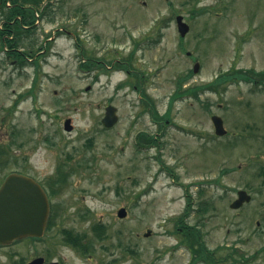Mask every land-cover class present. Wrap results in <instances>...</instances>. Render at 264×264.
<instances>
[{
  "label": "rangeland",
  "instance_id": "1",
  "mask_svg": "<svg viewBox=\"0 0 264 264\" xmlns=\"http://www.w3.org/2000/svg\"><path fill=\"white\" fill-rule=\"evenodd\" d=\"M49 1L39 18L45 48L39 70L0 62L7 170L19 167L39 178L58 168L68 173L54 198L61 205L56 219L88 231L93 261L190 264L191 253L176 230L189 195L184 221L198 224L207 246L223 257L219 264H233L241 254L250 259L235 264H264V183L257 174L264 164V91L239 79L217 90L198 89L227 70L264 67V0ZM176 14L190 26L183 38ZM123 28L132 29L131 35ZM52 31L56 39L45 45ZM142 37L155 40L147 44ZM130 51L132 68L148 74L142 94L150 102L131 83L119 86L125 73L111 63ZM195 61L198 71L180 90L196 87L199 99L173 101L179 77ZM30 87L32 94L9 109L13 93ZM107 104L118 115L110 128L101 123ZM153 105L157 113L170 110L168 125L151 122ZM211 114L222 117L231 137L214 133ZM66 118L71 131L63 129ZM13 129H19L18 142L9 145ZM146 132L157 134L160 144L142 145ZM238 188L252 199L233 209L229 204ZM200 203L206 208L198 213ZM124 206L126 216L120 218L117 210ZM98 222L105 225L102 238L91 232ZM49 237L36 247L47 245ZM26 246L20 244V253L34 251Z\"/></svg>",
  "mask_w": 264,
  "mask_h": 264
},
{
  "label": "flooded vegetation",
  "instance_id": "2",
  "mask_svg": "<svg viewBox=\"0 0 264 264\" xmlns=\"http://www.w3.org/2000/svg\"><path fill=\"white\" fill-rule=\"evenodd\" d=\"M11 6L12 4L10 2L6 4V8H10ZM0 7H1V0H0ZM0 16H1L0 62L2 61V63L3 64L5 63V65L7 64L13 65L16 68L20 67V69L29 66L31 68H34V71L36 73V71H38L40 67L41 53L45 50L44 46L40 45V38H41L40 36L42 33H41V28L39 27V23H40L39 18L41 17L39 10H37L34 13L33 19L30 17V14L28 15V21L26 24L23 22L22 16L8 17L1 13ZM131 31L132 29L130 28L122 29V33H124V35L126 34L131 35L130 34ZM151 31L158 32L159 29H157L156 27L154 29H151ZM47 35L48 34L46 33V36ZM55 39H56L55 31H52L50 36L44 38V44L50 45L55 41ZM153 40L155 39L151 37L149 38L142 37L140 41H146L148 44ZM133 43H134L133 46H136L138 42L134 40ZM185 53L187 56H190L191 54L190 51H186ZM132 55H133V51H130V53L126 57H124L123 59H116L114 60V63L112 61L111 64L112 66L115 64L116 67H119L121 71L125 73L124 77L122 78L124 79V81H121L122 79L119 80V86L125 82L131 83L132 89L140 93L139 98L141 99L143 84L148 80V74L147 72H141L140 70H136L132 68V65L130 63L132 59ZM241 70H242V77L239 80L243 81L245 84H252L255 87H257L259 90L264 91V67L260 69H255L254 67H246V68H242ZM192 71L193 69L187 71L186 75L179 77L180 79L178 82L181 83L180 85H186L187 81L191 79V76L193 74ZM197 93L198 92L196 91L193 94H189L188 97L190 98L194 97L199 99ZM31 94H32L31 87L25 92L13 93L15 97L14 101L8 104L7 106L9 107V109H12L15 106H17L18 103H20L25 98V96ZM143 94L145 97L144 99L145 100L147 99L146 101L150 102L147 94L145 92ZM182 97H184L183 94H178L173 99V101ZM105 107H104V113H105ZM148 109L150 110L151 122H155L156 124L159 125L161 119H153L151 113V107L148 106ZM169 111L170 110L166 108L165 110H163L162 113H158L159 116L164 118L163 119L164 126L169 124L170 120L167 117ZM104 113L101 119L103 118ZM18 130L19 129L12 130L13 138L10 140L9 145L18 142V140H16L19 134ZM161 130H163V128ZM225 130L226 132L222 136L230 135L231 137L233 131L230 132L226 128ZM146 133H147L146 136L150 137L151 139L153 138L152 140L154 141L149 143L148 146L156 147L158 144H160L157 134L153 135L152 133H148V132ZM15 136L17 138H15ZM45 140H47V138ZM21 144L22 143H18V145ZM0 149H6L5 145L3 144V139L1 138V135H0ZM22 159L23 161H25L26 157L22 156ZM16 163L18 166L20 165L18 159ZM7 165H8V160L6 153H4V151L3 152L1 151L0 152V185L4 181L5 177L11 172L21 173L33 178L35 181H37L40 184V186L43 188L44 192L46 193L49 204V212L44 227V232L41 236H23L8 243H4V244L0 243V264H30L32 262H34V264H114L117 261V258H112V259L110 258L107 261H103L102 259L93 261L94 258L92 257L93 253L89 252V245L91 240L89 238L88 231L81 230L79 228H74L69 225H65L63 221L56 219L57 213L61 205L60 202L56 201L54 198L60 191H62V188L66 185L68 173L65 172L66 174L65 176H63V179L58 178V175L61 173L60 171H57L53 176L47 175L45 177L39 178L38 176L31 174L29 171L20 169L19 167L15 169L7 170L6 168ZM123 208L127 211L126 206H124ZM98 223L102 224L100 222ZM91 232L93 236L96 238V234L93 231L92 227H91ZM48 233L50 235L49 237L50 242H48L47 245H43L40 248H37L36 246L38 244H45L44 240ZM22 243H26L27 246L28 245L30 246V250L33 249L34 251L32 253H27V254L20 253L19 247L20 244ZM27 246L25 248H27Z\"/></svg>",
  "mask_w": 264,
  "mask_h": 264
},
{
  "label": "water",
  "instance_id": "3",
  "mask_svg": "<svg viewBox=\"0 0 264 264\" xmlns=\"http://www.w3.org/2000/svg\"><path fill=\"white\" fill-rule=\"evenodd\" d=\"M175 22L179 35L185 36L190 26L183 19V15L177 14ZM198 69L199 63L195 62L193 71L197 72ZM117 119L116 106L106 105L101 119L103 126L111 127ZM211 121L217 135L226 132L221 116L213 114ZM72 127L71 119L66 118L63 122L64 130L71 131ZM250 200L251 194L245 189H239L230 207L237 209ZM48 212V199L40 184L27 175L17 172L9 173L0 185V243H8L23 236H41ZM125 215L126 210L123 207L117 210L118 217L122 218Z\"/></svg>",
  "mask_w": 264,
  "mask_h": 264
},
{
  "label": "trees",
  "instance_id": "4",
  "mask_svg": "<svg viewBox=\"0 0 264 264\" xmlns=\"http://www.w3.org/2000/svg\"><path fill=\"white\" fill-rule=\"evenodd\" d=\"M9 2L12 4V6L10 8H6V4ZM49 2H50L49 0H1L0 11L2 14L8 17L9 16H16V17L22 16L23 22L26 24L28 21L29 14H30V17L33 19L34 13L37 10H39L40 7H42L39 11L41 15L42 13H44V11L48 10L50 6ZM85 64H86L85 62H82L81 65L83 66ZM88 67L90 68L92 66L88 65ZM241 77H242V70L232 69L231 71L220 73L218 77H216L214 80L208 83H205L203 85H200L199 88L198 87L197 88L199 89V91L217 90L220 84L225 85L227 82H230L234 79H239ZM177 85H178L177 90L172 94L171 99H174L178 94L189 95V94H193L194 92H196V87L194 88L191 87V88L180 90V83L178 82ZM151 113L154 118L161 119L162 123L164 122L163 120L164 118L158 115L154 105L153 107H151ZM140 141L139 142L142 145L154 142L150 137H147L144 134L141 135ZM1 151L2 152L4 151V153L7 152L6 149H0V152ZM58 170L60 171V168ZM60 172L61 173L58 175V178L63 179V176H65L66 173L65 172L63 173V171H60ZM257 174L262 177V182L264 183V164L258 165ZM199 193L200 194L202 193V189L199 190ZM190 207H191V199L189 198V196H187L186 208L176 218V222H177L176 230L181 235L180 242L184 243L191 253V259L189 261L190 264H195L198 262H205L206 264H214V263L219 264L220 262L223 261L222 260L223 257H220V256L216 257L215 250L207 246V244L205 243L203 239V233L201 232L198 224H189L184 221L185 217H188L189 215ZM205 208H206L205 204L200 203L198 213L200 210H205ZM92 229L96 234V238L98 237L102 238L103 236H105V225L104 224L95 223L92 226ZM260 249L264 250V245ZM240 258L245 259L246 261L250 259L249 256H244L243 254L240 255ZM240 258L233 257V264H235L236 260L237 259L239 260Z\"/></svg>",
  "mask_w": 264,
  "mask_h": 264
}]
</instances>
